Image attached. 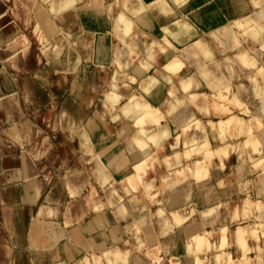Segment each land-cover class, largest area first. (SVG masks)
I'll list each match as a JSON object with an SVG mask.
<instances>
[{
	"label": "crops",
	"instance_id": "obj_1",
	"mask_svg": "<svg viewBox=\"0 0 264 264\" xmlns=\"http://www.w3.org/2000/svg\"><path fill=\"white\" fill-rule=\"evenodd\" d=\"M77 1L61 0L52 5V30L64 35L91 34L93 41L100 40V62L96 57L90 58L101 73L106 71L104 74L108 75L107 93L100 94V108L112 124L120 125L114 128L115 136L109 142H103L107 138L100 139V144L106 146L100 149V158L109 161L107 167L102 165V172L96 171L95 185L90 187L93 192L101 189L118 199H93L88 205V217H64L56 226L50 221V211L36 207L27 230L19 238L15 234L20 239L15 250L22 254L26 251L30 264H84L85 260L87 264L98 260L99 264H150L151 259H160L158 256H163L167 264L169 260L194 264L195 259L200 264H264V0H119L120 5L115 6L118 9L113 6L114 0H96L100 7L96 3L91 8H77ZM125 4L126 8L122 7ZM118 11L130 22L127 33L122 26L113 24ZM73 18L80 24L72 22ZM132 47L138 49L136 56L128 51ZM118 48L127 50L125 58L116 56ZM166 63L175 71H167ZM224 89L237 105L215 102L218 92L223 93ZM128 102L157 107L159 125H142L146 136H157L154 143L137 134L134 118L140 112L133 109L126 115ZM229 117L233 120L228 127L220 124ZM87 124L84 120L80 125L84 148L91 146L84 133ZM247 127H251L258 143V154L242 145ZM134 132L138 138L125 137ZM204 142L213 151L206 177L195 180L179 176L176 183L167 187L163 180L173 169L202 160L201 154L183 158L182 152ZM108 145L118 149L111 152ZM222 146L226 148L224 155L216 154V148ZM174 152H178L177 158ZM90 156L98 155L94 150ZM145 156L149 160L145 162L143 182L134 181L132 189L127 177L134 172L132 165ZM160 157L158 168L162 175L151 186L143 178L152 169L157 170L152 164ZM115 181L119 186L114 185ZM32 185V189L20 188L22 207L35 206L40 198V189ZM139 194H147V200ZM157 210L160 211L156 213ZM252 227L257 231L256 237L250 233ZM238 228L246 232L243 253L235 238ZM196 237L205 240L198 246ZM147 251L150 256H146Z\"/></svg>",
	"mask_w": 264,
	"mask_h": 264
},
{
	"label": "rangeland",
	"instance_id": "obj_2",
	"mask_svg": "<svg viewBox=\"0 0 264 264\" xmlns=\"http://www.w3.org/2000/svg\"><path fill=\"white\" fill-rule=\"evenodd\" d=\"M60 1L0 0V264H30L26 251L22 254L15 250L20 242L15 234L19 238L27 230L36 207L50 211V221L56 226L64 217H88L92 198L117 200L110 192L97 188L93 192L90 187L95 185L96 171L102 172L109 161L100 158L98 151L106 147L100 145V139L107 138L103 142H109L115 136L114 128L120 125L112 124L100 108V94L107 93L108 75L90 60L92 56L100 62V40L93 41L91 35L80 36L77 32L56 34L52 30L54 12L50 10ZM120 1L114 0L113 6ZM96 3L100 7V1L78 0L75 7L91 8ZM118 14L123 21L118 22V15L113 24H129L128 29L123 28L127 33L130 22L120 11ZM72 22L80 24L75 18ZM128 49L131 56H136L138 49ZM158 50L162 49L158 46ZM126 51L118 48L115 54L124 57ZM84 120L88 121L84 132L91 143L87 148L80 145V125ZM135 136L134 132L125 137ZM93 149L98 156H90ZM108 149L114 152L118 146L108 145ZM158 160L152 164L157 170L152 169L143 178L151 186L162 175L158 168L162 161ZM33 183L40 189V198L35 206L22 207L20 188L32 189ZM116 183L113 184L119 186ZM146 195L139 194L144 200ZM155 253L160 254L157 250ZM158 257L162 260L158 259L159 264H167L163 256Z\"/></svg>",
	"mask_w": 264,
	"mask_h": 264
},
{
	"label": "bare ground",
	"instance_id": "obj_3",
	"mask_svg": "<svg viewBox=\"0 0 264 264\" xmlns=\"http://www.w3.org/2000/svg\"><path fill=\"white\" fill-rule=\"evenodd\" d=\"M64 3V2H63ZM247 3V2H246ZM64 5V4H63ZM205 5V4H204ZM219 8V7H218ZM147 11V10H146ZM177 11V10H176ZM37 12V11H36ZM204 12V11H203ZM237 13V12H236ZM192 15V14H191ZM198 15V14H197ZM238 16V15H237ZM245 16V15H244ZM118 17V16H117ZM123 17V16H122ZM190 17V16H189ZM188 17V18H189ZM243 18V17H242ZM121 15H119V19H117L118 20V22H120L121 20ZM124 19V18H123ZM162 19V18H161ZM190 19V18H189ZM116 20V21H117ZM125 20V19H124ZM123 21V20H122ZM121 21V22H122ZM234 21V20H233ZM117 22V23H118ZM125 23H127L126 22V20H125ZM119 24V23H118ZM122 24V23H121ZM241 24V23H240ZM243 24V23H242ZM241 24V25H242ZM125 25V24H124ZM241 25H237L238 27H240ZM47 26V25H46ZM52 26V25H51ZM128 27H129V24L128 25H126V26H123V28H126V29H128ZM45 29V28H44ZM126 29H124L125 30V32L127 31ZM48 30V29H47ZM58 33V32H57ZM213 33V32H212ZM228 33V32H227ZM209 34V33H208ZM91 35V34H90ZM105 35V34H104ZM204 36V35H203ZM202 37V36H201ZM205 37V36H204ZM220 37V36H219ZM231 37V36H230ZM139 38V37H138ZM160 39V38H159ZM234 40V39H233ZM207 41V40H206ZM195 43V42H194ZM182 44V43H181ZM240 44V43H239ZM189 45V44H188ZM152 46V45H151ZM235 46V45H234ZM186 47V46H185ZM152 48V47H151ZM235 48V47H234ZM144 50V49H143ZM150 50V49H149ZM118 51V50H117ZM158 52V51H157ZM178 52V51H177ZM191 52V51H190ZM189 52V53H190ZM230 52V51H229ZM167 53V52H166ZM243 53V52H242ZM227 54V53H226ZM115 55V54H114ZM152 55V54H151ZM160 55V54H159ZM241 55H243V54H241ZM163 56V55H162ZM171 56V55H170ZM200 56V55H199ZM221 56V55H220ZM238 56V55H237ZM145 57V56H144ZM250 57V56H249ZM117 58V57H116ZM183 58V57H182ZM149 59V58H148ZM160 59V58H159ZM175 59V58H174ZM188 59V58H187ZM153 60V59H152ZM163 60V59H162ZM164 61V60H163ZM221 61V60H220ZM149 62V61H148ZM166 62V61H165ZM187 62V61H186ZM74 63V62H73ZM150 63V62H149ZM174 63V62H173ZM179 62H177V64H178ZM189 63V62H188ZM167 64V63H166ZM214 64V63H213ZM197 65V64H196ZM206 65V64H205ZM157 67V66H156ZM175 67H178L176 64H175ZM186 67V66H185ZM194 67V66H193ZM167 71L168 70H170V71H172V67H170V65H166L165 67H164ZM172 68V69H171ZM143 69V68H142ZM175 69V68H174ZM173 69V70H174ZM177 69H179V67L177 68ZM198 70V69H197ZM175 71V70H174ZM200 71V70H199ZM249 71V70H248ZM258 71V70H257ZM259 72H260V70H259ZM258 72V73H259ZM263 72V71H262ZM167 74V73H166ZM104 75V74H103ZM248 75H250V74H248ZM170 76V75H169ZM184 76V75H183ZM188 76V75H187ZM259 76V75H258ZM98 77V76H97ZM247 77V76H246ZM260 77V76H259ZM177 78V77H176ZM175 78V79H176ZM180 78V77H179ZM149 79V81L151 82V83H153L154 81H153V79L152 78H148ZM188 79V78H187ZM221 79V78H220ZM239 79V78H238ZM178 80V79H177ZM203 80V79H202ZM254 80H257V79H254ZM259 80V79H258ZM264 80V79H263ZM212 81V80H211ZM184 82V81H183ZM254 82V81H253ZM262 82V81H261ZM103 83V82H102ZM252 83V82H251ZM176 84H177V82H176ZM214 84V83H213ZM217 84V83H216ZM222 84V83H221ZM240 84V83H239ZM168 85V84H167ZM231 85H233V84H231ZM99 86V85H98ZM229 88V87H228ZM227 88V89H228ZM181 89V88H180ZM217 89V88H216ZM227 89H224V92L223 93H220V92H218V94L216 95V99H218L219 101H221V102H224V103H226V104H235V105H237L236 104V99H230L229 97H228V90ZM205 90V89H204ZM231 90V89H230ZM262 90V89H261ZM102 91V90H101ZM130 91V90H129ZM183 91V90H182ZM223 91V90H222ZM235 91V90H234ZM248 91V90H247ZM257 91H258V89H257ZM164 93V92H163ZM129 95V94H128ZM113 96V99L115 98V96L114 95H109L108 97L110 98V97H112ZM209 96V95H208ZM236 97H237V95H236ZM124 98V97H123ZM166 98V97H165ZM250 98H252V97H250ZM262 98V97H261ZM129 99V98H128ZM174 99V98H173ZM131 100H133V98H130V101ZM167 100V99H166ZM184 100V99H183ZM165 101V100H164ZM181 101V100H180ZM187 102V101H186ZM171 103V102H170ZM256 103V102H255ZM107 104V103H106ZM114 105V104H113ZM218 105V104H217ZM216 105V106H217ZM107 106V105H106ZM126 106H128V111H126V115L127 114H129L130 112H131V110H137V112L139 111L140 112V114L137 116V117H135L134 118V126H136V127H138L137 129H138V131H137V134L139 135V136H142V137H146V138H148V140L150 141V142H152V143H154L155 141H156V139H157V136L155 135V134H151V135H149V136H146L145 134V130L142 128V125L143 124H145V122H148V123H151V124H153L154 126H158L159 124H158V121H159V119L161 118V116H160V114L158 113V111H157V107L154 109V108H152V107H150V106H148V105H146V104H144V103H136V102H134L132 105L130 104V102H128V105L126 104ZM177 106V105H176ZM246 107V106H245ZM125 108V107H124ZM202 108V107H201ZM230 109V108H229ZM114 110H116V109H114ZM169 110V109H168ZM202 110V109H201ZM166 111V110H165ZM116 113V112H115ZM119 113V112H118ZM209 113H210V111H209ZM121 114V113H120ZM124 114V115H125ZM132 114V113H131ZM249 114V113H248ZM167 115V114H166ZM212 115V114H211ZM164 116V115H163ZM187 116V115H186ZM210 119V118H209ZM224 119V118H223ZM249 119V118H248ZM105 120V119H104ZM195 120H197V119H195ZM212 120V119H211ZM221 120V119H220ZM232 120H233V118L232 117H229V118H227V119H225L224 121H222L220 124H224V126L225 127H228L230 124H231V122H232ZM109 121V120H108ZM213 121V120H212ZM243 121V120H242ZM250 121V120H249ZM262 121V120H261ZM168 122V121H167ZM190 122V121H189ZM252 122V121H251ZM256 122V121H255ZM191 123V122H190ZM240 123V122H239ZM257 123V122H256ZM170 124V123H169ZM252 124V123H251ZM262 124V123H261ZM260 124V125H261ZM210 126H211V128L213 129L214 127H213V125L212 124H210ZM259 126V125H258ZM239 127V126H238ZM160 129V128H159ZM241 129V128H240ZM239 129V130H240ZM104 130V129H103ZM201 130V129H200ZM179 131V130H178ZM107 132V131H106ZM136 132V131H135ZM182 132V131H181ZM85 133V132H84ZM130 133V132H129ZM152 133V132H151ZM82 134V133H81ZM105 134V133H104ZM245 134H246V138L243 140V142H242V145L245 147V148H251V150H252V152H254V153H256V154H258L259 153V149H257V147H258V143H257V141L253 138V133H252V129H251V127H247V129H246V132H245ZM166 135V134H165ZM211 135V134H210ZM177 136V135H176ZM122 137V136H121ZM141 137V138H142ZM186 137V136H185ZM217 137V136H216ZM80 138H84V135L82 134V135H80ZM114 138V137H113ZM218 138V137H217ZM119 139V138H118ZM170 139V138H169ZM174 139V138H173ZM227 139V138H226ZM146 141V140H145ZM180 141V140H179ZM191 141V140H190ZM229 141V140H228ZM117 142V141H116ZM177 142V141H176ZM175 143V142H174ZM200 143V142H199ZM219 143V142H218ZM115 144V143H114ZM176 144V143H175ZM195 144V143H194ZM196 144H197V142H196ZM241 144V143H240ZM80 145L82 146V142L80 141ZM91 145V144H90ZM101 145V144H100ZM185 145V144H184ZM174 146V145H173ZM177 146V145H176ZM143 147V144H141V143H139V148H142ZM151 147V146H150ZM178 147V146H177ZM91 148V147H90ZM187 148V147H186ZM241 148V147H240ZM259 148V147H258ZM225 146H222V147H219V148H216V150L214 151L216 154H218V153H222L223 155H224V152H226L225 151ZM262 149H264V148H262ZM92 150V149H91ZM243 150V149H242ZM110 151V150H109ZM98 152H100V151H98ZM169 152H170V150H169ZM238 152V151H237ZM249 152V151H248ZM84 153H85V151H84ZM88 153H90V152H88ZM175 154L173 155L174 156V158H177V154H178V152H174ZM181 153V152H180ZM240 153V152H239ZM101 154V153H100ZM112 154V153H111ZM122 154V153H121ZM192 154H201L202 155V160H192V161H189V162H187V163H185L183 166H181L179 169H173V171H172V173H170V175L167 177V178H164V180H163V183L164 184H166L167 185V187H170V186H172V184H174V183H176L177 181H178V177L179 176H191V177H193L195 180H201V179H204L205 177H206V173H207V162H209V160L211 159V157H212V155H213V151L212 150H210L209 148H208V145H207V143H201V144H198V145H195V146H190L189 147V149H186V150H184L183 152H182V157L183 158H188L190 155H192ZM236 155V154H235ZM167 156H168V154H167ZM195 156V155H194ZM83 157V156H82ZM148 156H145V157H141V159H138L132 166V168H133V173L131 174V175H129L128 177H127V183L128 184H130V187L132 186V184L134 183V181L135 182H138L139 184H141L143 181H142V175H143V173H144V170H145V168H146V161L147 160H149V158H147ZM243 157V156H242ZM161 158V157H160ZM220 158V157H219ZM228 158V157H227ZM158 160V159H157ZM119 161V160H118ZM181 162V161H180ZM174 163V162H173ZM254 163V162H253ZM257 163H259V162H257ZM256 163V164H257ZM130 164V163H129ZM178 164V163H177ZM183 164V163H182ZM255 167V166H254ZM74 168V167H73ZM127 168V167H126ZM162 171V170H161ZM223 171V170H222ZM108 172V171H107ZM251 173V172H250ZM65 176V175H64ZM126 181V180H125ZM158 181V180H157ZM246 183V182H245ZM210 184V183H209ZM247 184V183H246ZM126 185V184H125ZM87 186V185H86ZM126 186H128V185H126ZM191 186V185H190ZM145 187V186H144ZM121 188V187H120ZM124 188V187H123ZM132 188V187H131ZM130 189V188H129ZM133 189V188H132ZM143 189H145V188H143ZM218 189V188H217ZM93 190V189H92ZM131 190V189H130ZM147 190V189H146ZM151 190V189H150ZM199 190V189H198ZM127 191V190H126ZM125 191V192H126ZM155 192V191H154ZM130 193V192H129ZM248 193V192H247ZM128 195V194H127ZM130 195V194H129ZM182 195V194H181ZM71 196V195H70ZM180 196V195H179ZM232 196V195H231ZM167 197V196H166ZM181 197V196H180ZM188 197V196H187ZM197 198V197H196ZM247 198H248V196H247ZM118 199V198H117ZM130 199H131V197H130ZM130 199H129V201H130ZM78 200V199H77ZM92 200H93V198H92ZM206 200V199H205ZM95 201V200H94ZM120 201V200H119ZM245 201V200H244ZM79 202V201H78ZM231 202V201H230ZM254 202V201H253ZM218 203V202H217ZM79 204V203H78ZM84 204V203H83ZM77 205V204H76ZM102 205V204H101ZM154 205V204H153ZM244 205V204H243ZM79 206V205H78ZM100 206V205H99ZM72 207H73V205H72ZM166 207V206H165ZM77 208V207H76ZM81 208V207H80ZM100 208V207H99ZM142 209V208H141ZM181 209V208H180ZM82 210V209H81ZM92 210V209H91ZM98 210V209H97ZM163 210V209H162ZM158 211H160V210H157V212L156 213H158ZM232 211V210H231ZM243 211H244V209H243ZM250 211V210H249ZM80 212V211H79ZM165 212V211H164ZM173 212V211H172ZM233 212V211H232ZM160 213V212H159ZM244 213V212H243ZM131 214V213H130ZM228 214V213H227ZM246 214V213H245ZM155 215H157V214H155ZM74 216V215H73ZM78 216V215H77ZM122 216V215H121ZM150 216V215H149ZM233 216V215H232ZM139 217V216H138ZM143 218V217H142ZM174 218H175V220H177V218L175 217V215H174ZM149 219V218H148ZM216 219V218H215ZM72 220V219H71ZM227 220V219H226ZM130 221V220H129ZM145 221V220H144ZM199 221V220H198ZM231 221H232V219H231ZM123 222V221H122ZM222 224V223H221ZM152 225V224H151ZM163 225V224H162ZM225 225V224H224ZM105 226V225H104ZM254 226H256V225H254ZM253 226V227H254ZM260 226V225H259ZM134 227V226H133ZM201 227V226H200ZM248 227V226H247ZM251 228L250 229V233L254 236V237H256L255 235H256V233H257V231H256V229L255 228ZM261 228H262V226H261ZM174 229V228H173ZM134 230V229H133ZM228 230V229H227ZM249 230V229H248ZM221 233V232H220ZM225 233V232H224ZM223 233V234H224ZM131 234V233H130ZM245 234H246V232L244 231V228L243 229H240V228H238L237 230H236V233H235V238H236V242L238 243V245L240 246V248H241V252L243 253L244 251H245V249H246V247H245V242H244V236H245ZM203 236V235H202ZM257 239V238H256ZM129 240V239H128ZM204 240H205V238H203V237H196L195 239H194V241H196V244H198V246L200 245V244H202L203 242H204ZM117 243V242H116ZM215 243V242H214ZM137 244V243H136ZM140 244V243H139ZM223 245V244H222ZM225 245V244H224ZM186 246V245H185ZM213 246V245H212ZM113 247V246H112ZM137 247V246H136ZM166 247V246H165ZM229 247V246H228ZM148 248V247H147ZM155 248H157V247H155ZM197 248H199V247H197ZM216 248V247H215ZM111 249V248H110ZM132 249V248H131ZM137 249H138V247H137ZM258 249V248H257ZM151 250V249H150ZM155 251H156V249H154ZM157 250H158V248H157ZM177 250V249H176ZM204 250V249H203ZM207 250V249H206ZM217 250V249H216ZM199 251V250H198ZM140 252V251H139ZM149 251H147V252H145L146 253V256H150V255H148V254H150V253H148ZM215 252V251H214ZM131 253V252H130ZM145 253H144V255H145ZM148 253V254H147ZM120 254V253H119ZM134 254V253H133ZM209 254V253H208ZM263 254V253H262ZM98 255V254H97ZM104 255V254H103ZM206 255V254H205ZM244 255V254H243ZM264 255V254H263ZM262 255V256H263ZM117 256V255H116ZM132 256V255H131ZM135 256V255H134ZM218 256V255H217ZM239 256V255H238ZM92 257V256H91ZM108 257H109V255H108ZM156 257V256H155ZM257 257V256H256ZM115 258V257H114ZM204 258H205V256H204ZM97 259V258H96ZM99 259H100V257H99ZM151 259V258H150ZM209 259V258H208ZM248 259V258H247ZM101 260V259H100ZM168 260H169V258H168ZM194 260V259H193ZM223 260V259H222ZM241 260H245V258L244 257H242L241 258ZM259 260H261V259H259ZM195 261V263L194 264H200L199 263V261L197 260V259H195L194 260ZM230 261V260H229ZM240 261V260H239ZM238 261V262H239ZM245 262V261H244ZM244 262H242V263H244ZM232 263H234V262H232ZM87 264V263H86ZM109 264H116V263H113V262H111L110 261V263ZM150 264H159V261H158V258H156V259H151V262H150ZM161 264V263H160ZM168 264H178L175 260H169V262H168ZM219 264V263H218Z\"/></svg>",
	"mask_w": 264,
	"mask_h": 264
}]
</instances>
